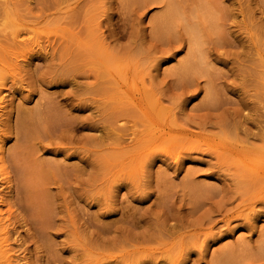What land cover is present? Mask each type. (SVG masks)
<instances>
[{"label": "rangeland", "instance_id": "1", "mask_svg": "<svg viewBox=\"0 0 264 264\" xmlns=\"http://www.w3.org/2000/svg\"><path fill=\"white\" fill-rule=\"evenodd\" d=\"M76 1L0 0V59L7 68L0 73L8 78L0 86V142L8 172L0 174L6 257L12 264H264V178L236 155L222 159L220 151L222 143L264 148L257 138L264 131V0H173L177 28L163 38L166 43L157 35L163 4ZM70 4L75 9L57 13ZM187 26L201 39L202 78L195 67L189 73L182 68L191 57ZM100 35L111 49L109 60L98 46ZM23 41L19 47L14 43ZM114 79L126 87L115 88ZM135 83L143 97L148 94L145 99L152 96L145 105L158 123L173 122L175 114L178 126L198 134L197 144L169 157L172 142L150 148L145 135L134 139L133 126L139 131L148 119L133 104L126 106L120 91L135 90ZM206 84L214 96L205 94ZM216 102L220 109L208 105ZM34 130L37 137L27 133ZM256 161L264 164L258 157L249 162ZM54 212L64 220L51 216ZM154 238L165 239L162 244Z\"/></svg>", "mask_w": 264, "mask_h": 264}, {"label": "bare ground", "instance_id": "2", "mask_svg": "<svg viewBox=\"0 0 264 264\" xmlns=\"http://www.w3.org/2000/svg\"><path fill=\"white\" fill-rule=\"evenodd\" d=\"M11 1L12 0H6V4H9V3H11ZM29 1H33V2H37V3H39V4H42V3H47V1H49V0H29ZM79 0H77L76 2H78ZM173 0H151V3H153V4H163V9H164V13L162 14V17H161V19H159V24L161 25V28H157V29H160L161 30V32L160 31H158L157 29V32H160V34L158 33L157 35H160V39L161 40H163V42H168V41H165L166 39H163V38H165V37H167L168 35H170V37L172 36L171 34L174 32V30H175V28H177V27H175V26H177V24H176V22H175V14H176V11H175V8H174V5H173V2H172ZM175 2V1H174ZM29 3V2H28ZM175 4V3H174ZM74 5V4H73ZM149 5H150V3H149ZM92 6V5H91ZM65 11H64V8H60V10L57 12L58 14H61V15H64V14H67L68 13V11H70V10H72V9H75V8H73L72 7V5L70 4V5H68L67 7H65ZM70 9V10H69ZM98 9V8H97ZM100 10V9H99ZM106 10V9H105ZM98 11V10H97ZM16 13V15H18V13L17 12H15ZM212 20V19H211ZM210 20V21H211ZM216 20V19H215ZM214 21V20H213ZM217 21V20H216ZM180 21H178L177 23H179ZM212 23H214V22H212ZM217 24H219V22L217 23ZM87 25V24H86ZM86 25H85V27H86ZM175 25V26H174ZM182 25V24H181ZM209 26V25H208ZM217 26V25H216ZM98 27H100V24H98ZM92 28V27H91ZM90 28V29H91ZM181 28V27H180ZM192 28V26H187L186 27V29H187V31L188 32H186V34L187 33H189L188 35V40H185L186 42L188 41V45H187V48L189 49L188 51V53H189V55H187V57L188 56H191L190 58H189V60H185V63H184V61H183V63H182V68L184 69V72H186L187 70L186 69H191V68H193L194 69V67H195V73L196 74H202V76H200L201 78L205 75V74H203V72H204V70H201V73L199 72V68L202 66H200V63L202 64V61H204L205 62V60H204V58H203V55H204V52H198V49H197V47L199 48V45H201V39H197V37L199 36H197V32L196 31H198V30H192L191 29ZM195 29H198V28H196V27H194ZM85 29H87V28H85ZM202 29V28H201ZM213 30H215V29H213ZM92 31V30H91ZM199 31H200V29H199ZM86 32V31H85ZM90 32V31H89ZM178 32V31H177ZM86 34H89V33H87L86 32ZM216 34V33H215ZM15 35V34H14ZM80 35V34H79ZM177 35H179V33H177ZM217 35H219V34H217ZM86 36V35H85ZM205 36V35H204ZM222 36V35H221ZM158 37V36H157ZM170 37L168 38V39H170ZM175 36H173L171 39H173ZM186 37V36H185ZM201 37V36H200ZM15 38L16 39H18V38H20V35H15ZM86 38H87V36H86ZM218 38H220V37H218ZM226 38V37H225ZM82 39H84V37L82 38ZM82 39H80V37H79V41H81ZM96 39H97V36H96ZM179 39V38H178ZM178 39L176 40L177 42H179L178 44H179V46L181 45L180 43H184V40L181 38V40H179L178 41ZM84 40H86V39H84ZM89 40V39H88ZM155 40H158V39H155ZM200 40V41H199ZM203 40H205V39H203ZM216 40V39H215ZM93 41V36H92V40L90 39L88 42V44H90L91 42ZM97 41H98V46H100V47H103L104 48V52H105V54H106V56L108 57V56H110V54H109V51L111 50L110 49V47L109 46H107V44H106V38L105 37H102V35H100V37L97 39ZM170 41V40H169ZM173 41H174V39H173ZM217 41H220L221 42V40L219 39V40H217ZM216 41V42H217ZM228 41V40H227ZM152 42V41H151ZM162 42V41H161ZM162 42V44L163 45H165V43H163ZM207 42V41H206ZM15 43V45L16 46H20L22 43H24L25 44V42L23 41V42H14ZM153 43V42H152ZM170 43V42H169ZM168 43V44H169ZM213 43V42H212ZM224 43V42H223ZM34 44V43H33ZM146 44V43H145ZM167 44V45H168ZM171 44V43H170ZM169 44V45H170ZM176 44V43H175ZM186 44V43H185ZM220 44V45H219ZM218 45V47H220V46H222V43H219ZM250 44V43H249ZM39 45H40V43H39ZM150 45H152V44H150ZM158 45H159V43H158ZM166 45V47H168ZM216 45V44H215ZM224 45V44H223ZM227 45V44H226ZM241 45V44H240ZM243 45V44H242ZM143 47H144V45H143ZM160 48L159 49H161V46H159ZM171 47V46H170ZM217 47V46H216ZM223 47V46H222ZM221 47V48H222ZM226 47V46H225ZM238 47V46H237ZM156 48H158V46H156ZM180 48V47H179ZM164 49H165V46H164ZM168 49V48H167ZM169 49H171V48H169ZM168 49V50H169ZM193 49H196L197 50V52H196V50L194 51ZM2 50L3 51H6V49H4V48H2ZM166 50V49H165ZM138 51H140V50H138ZM149 51V50H148ZM160 51H163V50H160ZM171 51V50H170ZM170 51H166V52H170ZM165 52V53H166ZM194 52H196L197 53V55H195L194 54ZM141 53V52H140ZM144 53V52H143ZM156 53V52H155ZM187 53V54H188ZM27 53L25 52V54L23 55V56H21L22 58L26 55ZM157 54V53H156ZM161 54V53H160ZM148 55V54H147ZM158 55V54H157ZM163 55H165V54H163ZM162 54L161 55H159V57L160 56H163ZM206 56V55H205ZM19 57V55H17L16 56V58L15 59H17ZM156 57V56H155ZM154 58V57H153ZM187 59V58H186ZM107 60H109V57L107 58ZM193 60V61H192ZM195 60V61H194ZM104 61V60H103ZM231 63V62H230ZM158 64V63H157ZM226 64V63H225ZM180 66V67H181ZM200 66V67H199ZM132 68V66H129V69H130V71H131V68ZM152 67H154V66H149V69L150 68H152ZM154 68H156V67H154ZM158 68V67H157ZM181 68V71L183 72V69ZM134 69V68H133ZM147 69V68H146ZM192 69V70H193ZM196 69H197V71L198 72H196ZM202 69H203V66H202ZM4 70H7V68H6V66H5V64H3V61L0 59V72H3ZM151 70V69H150ZM150 70H148L149 72H150ZM129 71V70H128ZM183 72V74H186V73H184ZM191 72H193L194 73V71H191L190 70V73ZM234 72V71H233ZM111 73V72H110ZM109 73V71H108V74H110ZM127 73H129V72H127ZM189 73V72H188ZM205 73V72H204ZM107 74V75H108ZM234 74V73H233ZM126 75H128V74H126ZM125 75V76H126ZM130 75V74H129ZM128 75V76H129ZM193 75V74H192ZM191 75V76H192ZM109 77H112V80H113V78H114V76H113V74H110V75H108ZM132 76H134V73L132 74ZM131 76V77H132ZM137 76V75H136ZM189 77V74H186L185 75V77ZM196 76H198V75H196ZM206 76V75H205ZM227 76V75H226ZM199 77V78H200ZM229 77V76H228ZM233 77V76H232ZM236 77H237V75H236ZM130 78V77H129ZM132 78H134V77H132ZM224 78V77H223ZM124 80L125 79H128V77L127 78H123ZM190 78H188V80H189ZM8 80V78H6V76H5V74L4 73H0V86H3V85H5V82ZM115 80V79H114ZM129 80H132V79H129ZM119 82V81H118ZM207 82H209L208 80H207ZM211 82V81H210ZM209 82V83H210ZM116 83H117V79L115 80V88H116ZM131 83V82H130ZM195 83V82H194ZM235 83V82H234ZM243 83V82H242ZM118 84V87H117V89H124L126 86H122V87H124V88H122V87H120V83H117ZM122 84V83H121ZM137 83H135V85H136ZM236 84V83H235ZM123 85H125V83H123ZM207 85H209V84H206L205 86V88H203V90L205 89V91H206V93L205 94H210L211 93V91L209 90V87H208V90L209 91H207ZM132 86V85H131ZM140 86V85H139ZM139 86H135V90H129V89H125V94H124V92H121L120 91V93H122L123 95L122 96H124V98H125V96H126V100H124V99H122V100H124L125 102H127V103H124L126 106L128 105V107H129V105H130V103L131 104H133L135 107H133L132 106V108H134L135 110L136 109H138L139 110V113H140V111L142 112V114H144L145 115V117L148 119V121H147V125H146V123H142V125H141V128L140 129H138L139 131H137L136 130V126L134 125H132L133 126V128L130 126V128H132L133 130H132V132H130V134L131 135H133L134 136V139L135 138H137V136H139V137H143L144 135H145V138H146V140H147V142L148 143H150V144H147V147L149 146V145H158V144H160V143H164V142H172V146H170L169 147V149L167 150V154H169V157L171 156V153H172V155H173V153L175 152V150H180L179 148H181V151H183L184 149H187V148H185V146L186 145H188V146H191V145H195V144H197V142L196 141H193V138L195 137V138H197L198 136V134H194V133H192V132H189L188 130H185L184 128H181V126L179 127L178 126V121L179 120H177L178 118H176V115L174 114V116L172 117V119H173V122H171V121H169V120H167V121H169L170 123H168L167 121H165V123H162L163 125H161L160 123H158L159 122V118L158 117H156V115H154L152 112V110L149 108V107H151V106H149V107H147L146 105H145V102L147 101V97H148V100L149 99H151L152 98V96H147L146 97V99H145V96L146 95H148V94H144L145 96L143 97V94H142V91L143 90H141V88L139 87ZM189 86H191L190 84H189ZM188 86V87H189ZM236 86V85H235ZM130 87V85L127 87V88H129ZM137 87V88H136ZM199 87V86H198ZM234 87V86H233ZM237 87V86H236ZM131 88V87H130ZM211 88V87H210ZM243 88V87H242ZM132 89V88H131ZM193 90H194V88H193ZM197 90V89H196ZM212 90H213V88H212ZM236 90V89H235ZM243 90V89H242ZM195 91V90H194ZM214 91V90H213ZM244 91V90H243ZM242 91V92H243ZM116 93L117 92H119V91H115ZM193 92V91H192ZM198 92V91H197ZM209 92V93H208ZM213 93V92H212ZM135 94H138L139 96V98H136V95ZM149 94H151V93H149ZM196 94V93H195ZM245 94V93H244ZM118 95H119V93H118ZM117 94H116V96H118ZM215 95H217V94H215ZM128 96L130 97V98H128ZM133 96V97H132ZM206 96V95H205ZM209 98H210V96H214V94L213 95H211L210 94V96L209 95H207ZM206 96V97H207ZM120 97V96H119ZM216 97V96H215ZM214 97V98H215ZM118 98V97H117ZM208 98V99H209ZM118 99H121V98H118ZM127 99H129V100H127ZM207 99V98H206ZM122 100H119V101H122ZM210 100H214V99H210ZM245 100V99H244ZM207 101V100H206ZM248 101V100H247ZM208 102V101H207ZM217 103L218 102H216V103H213V105H214V107L213 106H211V104L210 103H208V105H210V107L212 108V109H214L215 107H217L216 105H217ZM244 103V102H243ZM216 104V105H215ZM242 103H240V105H241ZM251 104V103H250ZM206 105V104H205ZM231 105H232V103H231ZM128 107H127V109H128ZM173 107H175V106H173ZM173 107H171L172 109H173ZM206 107H208L207 105H206ZM218 107H219V105H218ZM216 108V109H220V107H221V105H220V107L219 108ZM222 107H224V106H222ZM244 107H245V105H244ZM131 108V107H130ZM203 108V107H202ZM250 108V107H249ZM179 109V108H178ZM223 109V108H222ZM232 109V108H231ZM233 110V109H232ZM239 110V109H238ZM129 111H132V110H129ZM175 111V110H174ZM234 111V110H233ZM241 111V110H240ZM252 111V110H251ZM238 112V111H237ZM253 112V111H252ZM133 113H136V111H134ZM176 113V112H175ZM222 113V112H221ZM223 113H224V111H223ZM236 112H234V114H235ZM256 113H257V111H256ZM239 114H241V112H239ZM123 115H124V113H123ZM125 116V115H124ZM222 116L224 117V114H222ZM232 116V115H231ZM236 116V115H235ZM234 115H233V117H235ZM237 116H238V113H237ZM123 117V116H122ZM131 117V116H130ZM129 117V118H130ZM136 117V119H138V117H139V114H138V117L137 116H135ZM120 118H121V116H120ZM124 118V117H123ZM127 119V121L129 120L130 122H131V120L130 119ZM207 118V117H206ZM239 118V120H241L240 119V116L238 117ZM237 117L235 118V119H238ZM132 119H135V118H132ZM167 119V118H166ZM165 119V120H166ZM169 119V118H168ZM232 119V118H231ZM126 120V119H125ZM208 120V119H207ZM216 120V119H215ZM222 120H224V118H222ZM229 120V119H228ZM247 120V119H246ZM133 121V120H132ZM144 121H145V119H144ZM243 121V120H242ZM22 122V121H21ZM129 122V123H130ZM135 122V121H134ZM137 122V121H136ZM146 122V121H145ZM161 122V121H160ZM208 122V121H207ZM206 122V123H207ZM212 122V121H211ZM24 123V122H23ZM23 123H22V126H23ZM36 123V122H35ZM174 123V124H173ZM206 124L204 121L202 122V124ZM219 122H217V125L219 126V124H218ZM28 124V123H27ZM135 124H139V121H138V123H135ZM153 124V125H152ZM213 124V123H212ZM226 125V123H223V125ZM39 125V124H38ZM37 125V126H38ZM140 125V124H139ZM196 125H198V128H202V127H204L203 125H199V124H196ZM207 125V124H206ZM210 125V124H209ZM232 125V124H231ZM31 126H32V124H31ZM124 126V125H123ZM128 126V125H127ZM153 126H154V128H153ZM221 126V125H220ZM138 127V126H137ZM27 126H26V130H27ZM36 128V130H37V127H35ZM116 128H117V126H116ZM119 128V127H118ZM127 128V127H126ZM142 128H144V129H142ZM24 129H25V127H24ZM28 129H33V128H28ZM39 129H41V128H39ZM38 129V130H39ZM142 129V130H141ZM237 129V128H236ZM26 130H25V132H26ZM140 130H141V132H140ZM144 130V131H143ZM204 133L206 132V130L204 129V128H202L201 129ZM125 131V130H124ZM34 133V132H36L35 130L34 131H31V132H27L28 134L29 133ZM39 131H37V133H38ZM138 132H140L139 134L141 135H138ZM36 133V134H37ZM35 134V133H34ZM35 134V135H36ZM119 134H122V133H119ZM35 135H34V137H35ZM118 135V134H117ZM127 135V134H126ZM246 135V134H245ZM119 136H121V135H119ZM129 136V135H128ZM197 136V137H196ZM202 136H203V134H202ZM202 136H200V137H202ZM249 136V135H248ZM246 137L247 139L249 138V137ZM255 136V135H254ZM33 137V138H34ZM36 137H37V135H36ZM122 137V136H121ZM131 137V136H130ZM256 137V136H255ZM31 138H32V136H31ZM30 138V139H31ZM129 138V137H128ZM144 137H143V139H145ZM191 138H192V140H191ZM205 138H208V136H206L205 135ZM260 141H263L264 142V131H263V135H260L259 137H257ZM256 138V139H257ZM29 139V138H28ZM29 139V140H30ZM122 140H123V138H121ZM120 139V140H121ZM131 139V138H130ZM254 139V138H253ZM191 140V141H190ZM208 140H205V142H207ZM113 142V141H112ZM115 142V141H114ZM119 142V141H118ZM193 142V143H192ZM196 142V143H195ZM262 142V143H263ZM122 142L120 141V144H121ZM124 143V142H123ZM133 143V142H132ZM192 143V144H191ZM131 144V143H130ZM130 144H128V146L130 145ZM223 145H221V150L220 151H222L223 153H221L222 155L223 154H230V155H236V156H238L239 158H240V160L242 161V163L244 164V166L245 167H247L248 168V170L250 171L251 170V172L252 173H257L256 175L258 176V177H262V178H264V164L262 165V163H261V165H259L260 163V161L258 162V161H256V163H250L249 161H251L253 158H256V157H258L259 159L261 158V160H263V162H264V148H262V146H259V147H257V146H254L253 144V146L251 145V146H244V147H241L242 149H240V147L238 148V146L236 147V148H230L228 145H226L225 143H222ZM225 144V145H224ZM246 144V143H245ZM248 144H249V142H248ZM248 144H246V145H248ZM132 145V144H131ZM177 145H179V146H181V147H176ZM193 145V146H194ZM244 145V144H243ZM152 146V147H153ZM174 146V147H173ZM187 146V147H188ZM150 147V146H149ZM155 147V146H154ZM183 147V148H182ZM212 147H215L214 145L212 146ZM4 143L1 141L0 142V174L3 176V177H7L8 176V172H7V170H6V168H4V163H3V156H4ZM151 148V147H150ZM192 148V147H191ZM198 148V147H197ZM196 148V149H197ZM183 149V150H182ZM190 149V148H189ZM218 150H219V148H217ZM194 150V149H193ZM176 151V152H177ZM186 151V150H185ZM217 151V150H216ZM215 151V152H216ZM175 152V153H176ZM180 152V151H179ZM179 152H177V154L176 155H178L179 154ZM174 153V154H175ZM181 153V152H180ZM187 153V152H186ZM217 153H219V151L217 152ZM216 153V154H217ZM219 153V154H220ZM143 154V153H142ZM219 154H217V155H219ZM222 155H220L221 157H222ZM136 156V155H135ZM138 156V155H137ZM141 156V155H140ZM139 156V157H140ZM175 156V155H174ZM219 156V157H220ZM229 156V155H228ZM226 157V158H228V160H230L229 159V157ZM176 157V156H175ZM174 157V158H175ZM178 157V156H177ZM218 157V156H217ZM238 157L236 158V159H238ZM172 158V157H171ZM233 158H235V157H233ZM222 159H225L224 158V155H223V157H222ZM256 160V159H255ZM258 162V163H257ZM239 163V165H240V163L241 162H238ZM243 164H241V165H243ZM255 164H257V165H255ZM6 166V165H5ZM243 166V167H244ZM243 167H242V169H243ZM239 170V169H238ZM261 171V172H260ZM244 172H246L245 174H247V171H244ZM56 174H54V176H55ZM244 175V174H243ZM247 175H249V174H247ZM246 175V176H247ZM255 175V176H256ZM50 176V175H49ZM57 176H59V175H57ZM256 176V177H257ZM61 177H63V176H61ZM45 178H47L48 180H49V177H45ZM59 178H60V176H59ZM254 178V177H253ZM262 178H261V180H262ZM8 179V178H7ZM7 179H5V180H7ZM31 179H33V178H31ZM46 179V180H47ZM50 179H51V177H50ZM55 180H57L58 179V177L56 178V176H55V178H54ZM64 179V178H63ZM43 180L45 181V179L43 178ZM62 179H60V181H61ZM264 180V179H263ZM33 181V180H32ZM43 181V182H44ZM59 181V180H58ZM57 181V182H58ZM66 181H68L66 178H65V180H64V182H66ZM259 181H260V179H259ZM7 182V181H6ZM12 181H10V179H8V183H11ZM42 182V181H41ZM43 182H42V184H43ZM50 182H52V180L51 181H49L48 182V185H47V193H49L50 191L49 190H51L50 188L48 189V187H50V185H49V183ZM56 182V181H55ZM57 182L56 183H54V185L56 184L57 185ZM62 182H63V180H62ZM30 183H31V180H30ZM32 184V183H31ZM53 184V183H52ZM51 184V186H53ZM123 185V184H122ZM121 185V187H123ZM7 186H9V184H7ZM11 189H12V187H11ZM9 192H10V190H9ZM29 195V198H30V200H31V202L32 201H35L36 202V197H34V194L32 193L31 194V192H30V194H28ZM27 201H29V200H27ZM30 202V203H31ZM34 202V203H35ZM11 204V203H10ZM13 204V203H12ZM29 204V203H28ZM38 204V203H37ZM15 205V204H14ZM32 205H33V203H32ZM36 205V204H35ZM14 207V206H13ZM35 207V206H34ZM33 207V208H34ZM14 210H15V208H14ZM9 211H11V208H9V210H8V213H9ZM32 211H34V209H32ZM49 212V211H48ZM47 212V213H48ZM40 214H41V212H39ZM39 213H37V214H39ZM43 213H45V212H43ZM50 213V212H49ZM54 213H55V215H54ZM53 213V215H51V216H55V218H56V216L59 218V211H58V213L56 214V212H54ZM62 213V212H61ZM46 215V214H45ZM47 216V215H46ZM38 217V216H37ZM47 217H49V215L47 216ZM64 216H62V218H63ZM51 219L53 218V217H50ZM49 218V219H50ZM55 218H53V220L55 219ZM57 218V219H58ZM61 218V219H62ZM65 218V217H64ZM64 218H63V220H64ZM61 219L59 218V221H61ZM52 220V224H54L55 223V221L56 220H54L53 221ZM62 220V222H64ZM6 221H8V220H6ZM56 223H58V221L56 222ZM48 224L49 223H47L46 224V226H48ZM7 226V225H6ZM6 226L4 225V216H3V214H2V211L0 210V264H2V262H3V264H12V262H11V260H10V258H8V257H6V255H7V253H8V250L7 249H5V248H7L8 247V242H9V238H7V237H5V235H7L9 232H7L6 233ZM45 226V225H44ZM49 226H51V225H49ZM52 227V226H51ZM50 227V228H51ZM171 227V226H170ZM172 227H173V225H172ZM181 227V226H180ZM41 228H44L43 226L41 227ZM48 228V227H47ZM54 228V227H53ZM181 229H183V228H181ZM165 230V229H164ZM163 230V231H164ZM167 230V229H166ZM43 231V230H42ZM168 231V234H169V230H167ZM174 231V230H173ZM4 232V233H3ZM162 233L163 232H161L160 231V234L162 235ZM173 232H171V234H172ZM176 233V232H175ZM174 233V234H175ZM43 234H44V232H43ZM165 234V233H164ZM161 235H158V237L161 239L162 237H161ZM153 236H155V235H153ZM153 236H150V239H151V237H153ZM170 236V235H169ZM163 237H165V235H163ZM150 239H148V240H150ZM153 239V238H152ZM155 240L154 241H156V240H159L160 241V239H158V238H154ZM165 239V238H164ZM164 239H162V240H164ZM161 240V241H162ZM152 241V240H151ZM149 242L148 241V243H153V242ZM159 241H158V243H159ZM160 241V242H161ZM142 242H145V241H142ZM165 242V241H164ZM138 243V242H137ZM157 243V244H158ZM162 244H163V242H161ZM140 244V242L138 243V245ZM145 244H146V242H145ZM155 244V243H154ZM160 244V243H159ZM140 245H142V244H140ZM153 245V244H152ZM161 245V244H160ZM136 246H137V244H136ZM135 246V247H136ZM145 246V245H144ZM165 246V245H164ZM138 247H140V246H138ZM137 247V248H138ZM149 247V246H148ZM150 248V247H149ZM3 249H5V250H3ZM144 249V248H143ZM148 249V248H147ZM142 250V249H141ZM140 250V251H141ZM145 250V249H144ZM139 250L137 251V252H139L140 253V255L142 254H144V253H141ZM143 251V250H142ZM148 251V250H147ZM152 251V250H151ZM184 251H185V249H184ZM144 252V251H143ZM145 252H146V250H145ZM187 252V251H186ZM186 252L184 253L185 255H187L186 254ZM122 253V252H121ZM161 253H163V252H161ZM161 253H159L160 255H161ZM167 253L168 252H166L165 254H166V258H170L171 259V257H169V255H167ZM183 253V252H182ZM129 254V253H128ZM155 254H157V253H155ZM190 254V253H189ZM188 254V255H189ZM123 255V254H122ZM158 255V254H157ZM180 255H181V253H180ZM179 255V256H180ZM260 255V254H259ZM155 256V255H154ZM153 256V257H154ZM168 256V257H167ZM179 256H178V259H179ZM183 256V255H182ZM262 256H264V253H263V255ZM122 257V256H121ZM124 257V256H123ZM122 257V258H123ZM156 257V256H155ZM160 257H162L163 258V256H160ZM181 257V256H180ZM256 257H260V256H257L256 255ZM141 258V257H140ZM164 258H165V256H164ZM165 258V259H166ZM255 258V257H254ZM124 259V258H123ZM156 259V258H155ZM159 259V258H158ZM161 259V258H160ZM159 259V260H160ZM164 259V260H165ZM168 259H167V261H168ZM176 259H177V257H176ZM177 259V260H178ZM256 259V258H255ZM262 259V257L260 258V260ZM4 260V261H3ZM177 260H176V262H177ZM256 260H259V259H256ZM114 261H116V260H114ZM121 261H122V259H121ZM156 261V260H155ZM175 261V260H174ZM123 262H124V260H123ZM154 262V261H153ZM179 262V261H178ZM114 263H116V262H114ZM119 263V262H118ZM117 263V264H118ZM121 263V262H120ZM127 262H125V264H126ZM129 263H131V262H129ZM159 263V262H158ZM108 264V263H107ZM110 264H112V263H110ZM124 264V263H123ZM156 264V263H155ZM169 264H170V262H169Z\"/></svg>", "mask_w": 264, "mask_h": 264}]
</instances>
